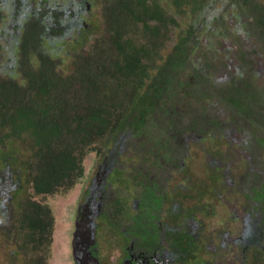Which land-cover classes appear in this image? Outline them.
I'll return each instance as SVG.
<instances>
[{
  "label": "trees",
  "instance_id": "16d2710c",
  "mask_svg": "<svg viewBox=\"0 0 264 264\" xmlns=\"http://www.w3.org/2000/svg\"><path fill=\"white\" fill-rule=\"evenodd\" d=\"M219 2L0 0V207L7 215L1 223H10L0 246L12 247L10 260L50 263L55 214L43 199L70 193L90 153L121 154L144 134L161 144L160 123L173 129L186 121L185 113L170 112L174 98L205 93L213 62L226 51H219L226 26L255 38L242 35L245 43L238 38L229 47L238 42L243 64L260 56L264 68V0H229L243 12L236 20L215 7ZM212 35L222 38L218 45ZM61 55L70 59L67 71ZM225 95L242 118L264 109V90L243 80ZM259 121L264 125V115ZM15 144L22 164L12 170L5 152ZM255 156L264 157L252 152L251 170L259 168ZM28 183L33 196L19 199Z\"/></svg>",
  "mask_w": 264,
  "mask_h": 264
},
{
  "label": "flooded vegetation",
  "instance_id": "af4514ba",
  "mask_svg": "<svg viewBox=\"0 0 264 264\" xmlns=\"http://www.w3.org/2000/svg\"><path fill=\"white\" fill-rule=\"evenodd\" d=\"M196 115L185 113L190 122L176 120L174 133L164 123L161 144L144 134L121 154L94 152V174L72 220L73 264H264V184L248 166L241 179L230 178L227 153L211 134L226 133L225 125ZM195 136L216 143L196 147L194 157L185 141ZM193 157L203 166L210 161L209 170L196 174ZM118 180L137 189L130 211L114 192Z\"/></svg>",
  "mask_w": 264,
  "mask_h": 264
},
{
  "label": "rangeland",
  "instance_id": "374dc122",
  "mask_svg": "<svg viewBox=\"0 0 264 264\" xmlns=\"http://www.w3.org/2000/svg\"><path fill=\"white\" fill-rule=\"evenodd\" d=\"M219 1L220 2L218 4H215V7L217 9H221L222 13H224V16L232 18L234 20H236V17H243V12L238 9V6L231 7L229 0ZM242 28L240 29V32L237 31L235 27L232 29L226 26L225 32L227 35L226 38L222 41L221 48L219 49L220 51L222 48H225L226 51L223 52V54L219 55L218 60L215 59L213 62L214 66L210 69L208 74L209 77L207 84H209V89L203 88V91L205 93L197 94L194 97L189 95V93L187 92L181 91L180 95L174 98V106H172L170 109V112L174 111V115L178 113L194 112L197 114L196 117L198 120L200 119V114H203V116L201 117L205 122H217V120L214 119L217 118L220 123H223L225 125L224 128L226 129V133H221L218 130H214L211 132V134H214V139L218 140L219 150L223 154L227 153V157L225 158L226 164L224 168H227L231 172V179H233L234 176H237L241 179L242 175L245 176L247 174L246 167H250V164H252L248 160V156L252 152L255 151L257 154L264 155V144L262 143V140L264 139V125H262L259 121V119H261L264 115V109L255 107L253 109V116L251 115L247 118H242L236 112L228 109L227 105H229L230 107L232 106L227 101L225 95L226 88L231 87L234 82L240 83L242 80L249 83L250 86L258 92H262L264 90V68L259 61L261 57H255L251 60L250 63L243 64V61L240 59V57L235 54L236 50L238 49L239 43L236 42V46L233 48L229 47V45H232V43L238 38H240L244 43L245 38L247 42L256 44L255 38L251 39L249 36L244 35L248 32ZM242 35H244V38ZM220 39L222 38L217 35H212L210 36V43L218 45V41ZM223 44H225V46H223ZM218 48L219 47L216 46V49ZM61 58L64 59L62 68L66 70L68 64L70 63V59L64 57L63 55H61ZM229 59L233 60L231 62V67H229L226 63L229 62ZM190 88L191 92H197V89H199V87H197L196 85ZM207 94L212 96V98L209 99ZM171 104H173V102H170L169 106H171ZM157 121L161 122V119L159 118ZM185 122H189V119L186 118ZM160 124H163L164 126V123ZM155 133L159 135L157 131H155ZM172 133H174V127L172 129ZM215 140H208L206 138L195 136L187 139L185 141V144L188 145L189 150L195 157L197 155L195 151L196 147L204 146L205 148H212L216 143ZM10 152L12 153V159H10L12 170L21 168V158L23 154L22 152H20L18 144H15L12 150H7V152H5L6 156H8ZM236 152L240 153V155L236 158L235 161L233 157L236 155ZM13 155H17L20 158L18 160H15V157ZM98 157L99 156L96 157L94 153H90L86 157V160L84 162V176L77 182L75 188L70 193L64 195L59 194L53 198L43 199V203L49 204L55 214L52 257L49 264H73L70 255L72 220L74 218V213L78 205L79 196L84 192L89 180L94 174V166L96 161H98ZM129 157L132 159H136L134 158L133 154H130ZM194 157L191 161V167L196 172V174H198L205 167L206 170H209L207 166H211L209 164L210 161H208L207 164H204L203 166V161L195 160ZM251 160L253 162L257 160V162L255 163H258L259 168L255 170L254 174L259 176L257 179L258 183L264 184V168L260 167L263 166L262 164L264 161L262 160H264V157H262L261 159V157L258 156L257 159L255 156L254 158H251ZM230 165L232 167H230ZM126 171L129 172L128 165H126L125 170L122 168L120 170V172H124V174H127ZM10 178L11 181L9 183V187L12 188V184H14L13 180L15 179V177L13 176V174H11ZM128 185L129 183L118 180V186L113 187L114 192L116 190V193H118V198L125 200L126 203L129 204V207H125V211H130V207L135 196V191H137V189L130 190L128 188ZM131 185H133V183H131ZM27 187L28 188L25 191L26 193L21 192V194L19 195V199H21L24 195L33 196V190L29 183ZM228 187L230 186L228 185ZM38 200L41 201L42 198H39ZM1 202L3 201H0V203ZM4 208L7 209L6 204H4ZM12 210L15 211L14 205L12 207ZM6 216L7 215L5 213V210H2L0 207V224L2 226V228H0V243L1 240L5 238L4 233L10 226V223H1L2 221H4ZM230 226L231 228H235L233 223H230ZM11 248L12 247L5 248L4 245L0 246V264H27V259L23 256H18L15 260V263L14 260H10L11 257L9 256V254L12 250Z\"/></svg>",
  "mask_w": 264,
  "mask_h": 264
}]
</instances>
